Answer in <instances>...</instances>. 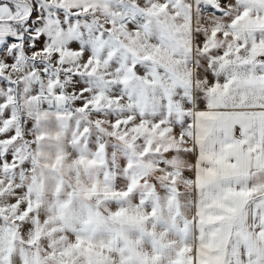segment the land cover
Masks as SVG:
<instances>
[{
    "label": "snow or ice",
    "instance_id": "6c2138e0",
    "mask_svg": "<svg viewBox=\"0 0 264 264\" xmlns=\"http://www.w3.org/2000/svg\"><path fill=\"white\" fill-rule=\"evenodd\" d=\"M0 264H264V0H0Z\"/></svg>",
    "mask_w": 264,
    "mask_h": 264
}]
</instances>
